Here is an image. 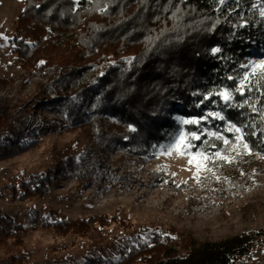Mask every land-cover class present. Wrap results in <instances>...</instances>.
<instances>
[{
  "label": "rangeland",
  "instance_id": "rangeland-1",
  "mask_svg": "<svg viewBox=\"0 0 264 264\" xmlns=\"http://www.w3.org/2000/svg\"><path fill=\"white\" fill-rule=\"evenodd\" d=\"M25 1L0 0V99L18 116L13 127L38 141L0 161V221L8 218L26 231L19 244L14 245L11 237L0 244V260L28 253V264H84L94 257L110 261L137 244L148 245L151 232L173 231L181 248L180 238L187 240L186 246H197L255 234L252 249L234 264H264V155L242 148L239 141L232 147L239 134L224 131L227 120L208 118L199 128L181 122L206 116L212 111L207 105L185 112L179 106L169 108L168 121L173 120L176 128L169 123L158 141L135 140L128 135L135 129L120 125L114 110L107 112L101 86H85L96 71L81 74L77 82L65 79L66 96L44 99L39 86L51 73L39 68L40 63L22 69L12 42ZM87 1L72 0L76 9ZM219 2L247 7L264 22V0ZM74 32L64 35L58 56H68L66 46L74 43ZM250 53L254 54L250 60L264 59V45L252 46ZM72 113L78 115L76 120ZM259 120L264 129V119ZM190 131H219L229 138L228 145L207 135L191 141L209 154L220 151L227 160L216 158L208 165L211 171L203 166L198 171L200 156L178 157L175 147L171 154L161 153L159 146L174 138L187 144ZM205 139L210 145L202 143ZM47 172L51 185L46 195L18 199L21 182ZM100 216L107 222L81 235H62L51 225L56 218L71 223ZM112 217L120 222L109 221Z\"/></svg>",
  "mask_w": 264,
  "mask_h": 264
},
{
  "label": "trees",
  "instance_id": "trees-1",
  "mask_svg": "<svg viewBox=\"0 0 264 264\" xmlns=\"http://www.w3.org/2000/svg\"><path fill=\"white\" fill-rule=\"evenodd\" d=\"M82 5L76 9L72 0H26L12 38L19 65L27 70L40 63L39 68L51 73L39 86L44 99L66 96L69 87L65 79L77 82L81 74L96 71L85 86H101L107 112L114 110L120 125L132 126L135 131L128 135L135 140L158 141L169 123L176 128L173 120L168 121L169 108L179 106L185 112L214 89L231 88L234 81L228 77L243 74L240 65L253 58L251 47L264 45L263 20L238 4L220 5L219 0H88ZM68 32L75 33L74 43L66 46L68 56H58ZM213 48L220 51L213 53ZM235 84L239 86L238 80ZM251 87L253 91L246 95L259 111L247 106L226 108L223 115L238 126L249 125L244 131L256 135H246V142L253 152L264 155L263 120H259L264 112V81L253 79ZM235 97L243 100L238 93ZM212 99L217 103L201 105L220 111L223 101L218 96ZM17 117L6 100L0 99V161L38 141L13 127ZM50 185L48 172L30 176L19 184L18 199L44 196ZM109 221L120 222L114 217ZM0 222V244L10 237L14 245L19 244L25 229L8 218ZM106 222L104 216L71 223L56 218L51 225L62 235H81ZM172 232H151L148 245L137 244L110 261L94 257L84 264H234L249 253L257 237L242 234L190 247L180 238L181 248L179 235ZM29 257L28 253L11 255L0 264H28Z\"/></svg>",
  "mask_w": 264,
  "mask_h": 264
},
{
  "label": "snow or ice",
  "instance_id": "snow-or-ice-1",
  "mask_svg": "<svg viewBox=\"0 0 264 264\" xmlns=\"http://www.w3.org/2000/svg\"><path fill=\"white\" fill-rule=\"evenodd\" d=\"M225 0H221V3L223 4ZM7 39V38H5ZM220 49L213 48L212 52L216 53L219 52ZM241 68H243L245 71L242 75L237 76H229L228 79L234 81V85L231 88H221V89H214L212 92L208 93L203 97V99L196 105L197 107H200L201 104H204L205 101H208L211 104L217 103L216 100L212 99L213 96H218L220 100L223 101V105L221 107L220 111H209L207 112L206 116L199 117V118H191V119H181V122L184 124H191L196 125L197 128L200 127L202 121H207L208 118H211L212 120H220L225 121L226 118L223 115V111L226 108H245L246 106L248 108H251L252 111H259L254 104L250 103V97H248L246 94L253 91V88L251 87L253 79L256 81H264V59L260 61H253L249 60L247 63L241 64ZM238 80L239 86L237 87L235 82ZM235 93H238L240 97H243L242 101H237L235 97ZM261 96H264V91L261 92ZM264 103V101H261ZM243 115V113H242ZM261 119H264V112L261 113ZM249 127V125H245L241 123L240 126L237 124L227 121V127L224 129L226 132H230L233 134H239L234 135V139L231 142V146L235 147V144L237 141L240 142V146L242 148L247 149L249 147L248 143L245 140L246 135H256V133H246L244 130ZM264 132V129L261 130ZM181 136L184 135L183 132L180 133ZM188 139L187 144L180 141L179 137L174 138L171 142H169L167 145H160L159 148L161 149L162 154H171L172 149L176 148V153L178 157H192V156H200L203 158L202 163L197 164V170L199 171L201 166L204 167L206 171H211V168L208 167L209 164H212L215 162L216 158H219L221 160H227L226 156H222L220 151H216L214 153L209 154L207 150H201L198 145L193 144L191 141L193 140H201V136L207 135L210 138H214L215 140H223V142L228 145L230 143L229 138H226L223 136L219 131L212 132L207 131L205 132H196V131H190L188 132ZM204 145H210V140L205 139L202 141ZM178 145V146H177ZM212 147H215V145H211ZM154 148L157 146H153ZM196 148V152H192L191 149ZM262 159H264V156H261ZM189 165L193 163L192 159L188 160ZM197 180H199V176L196 177ZM186 183V181H185Z\"/></svg>",
  "mask_w": 264,
  "mask_h": 264
}]
</instances>
